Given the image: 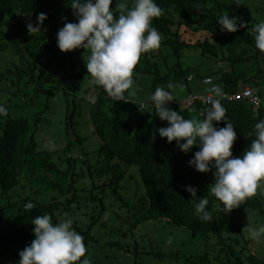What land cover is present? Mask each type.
Instances as JSON below:
<instances>
[{"label":"trees","instance_id":"obj_1","mask_svg":"<svg viewBox=\"0 0 264 264\" xmlns=\"http://www.w3.org/2000/svg\"><path fill=\"white\" fill-rule=\"evenodd\" d=\"M123 2L131 8L132 0ZM156 3L163 10L153 20L161 35L160 47L141 56L135 68L139 75L135 77L149 78V96L169 82L176 85L171 90L175 100L169 107L189 119H195L194 116L203 119L201 112L210 104L201 99L191 106L174 102L208 95L206 89L211 85L205 81L209 78L228 95L246 88L256 89L260 97L258 106L250 101L221 100L237 133L233 155L242 156L255 138L249 133L264 119V52L257 49L248 28L229 32L223 50L207 39L187 42L182 39L181 29L199 19L200 26L194 31L211 35L225 32L217 23L223 14L238 17L251 28L264 21V0H156ZM70 4L71 0H0V58L10 54L14 59L6 68L0 65V103L7 108V115H0V264H10L11 259L18 264L21 248L35 239L32 219L44 214H50L53 222L65 217L73 219V227L84 237L86 255L92 264H177L182 252L185 256L187 252L193 254L186 257L184 264H264L259 255L248 254L241 240L244 236L241 218L245 214L249 213L258 226L264 224V188H258L254 196L231 213H224L223 204L210 192L215 169L201 173L190 166L199 146L185 153L176 141L169 143L154 132L168 122L157 116L152 104L133 98L132 102L116 101L101 86L91 83L95 91L93 100L87 101L89 109L85 117L100 139L94 162L89 164L87 159L80 163V158H71L66 160L69 164L65 169L51 162L54 151L41 150L42 142L37 139L39 125L51 104L62 106L68 125L79 105L73 95L74 111L67 114L63 105L70 103L69 91L77 92L67 85L91 77L79 61L82 59L79 50L65 53L57 46L59 30L55 27L59 21L64 24L66 17L67 22H78ZM120 11L114 12L117 18ZM41 12L48 17L44 22L54 27L47 33V39L39 43L29 33L26 22L37 21ZM195 78L202 81L204 88L195 86L196 82H192ZM58 95L61 97L55 100ZM30 108H36L32 115L26 113ZM215 126L223 127L225 122H216ZM128 170L136 171L139 178L134 183L137 187L133 200L121 192L128 187L122 184ZM86 171L91 174L87 181L94 180L90 189L78 184ZM107 175L111 177L105 179ZM96 179L100 180L96 183ZM189 185L197 189L198 196L209 199L208 221L195 215L196 200L185 187ZM103 199L110 200L106 202L108 207L103 203L102 216H95L91 207L97 208L94 201ZM28 204L34 205L30 211L26 209ZM109 210L131 233L145 225H157L158 245L155 246L156 241L149 242L148 237L134 244L126 243L122 226L109 232L117 240L100 238L98 232L108 227V221L98 223ZM179 230L184 232L181 238ZM214 238L216 243H212Z\"/></svg>","mask_w":264,"mask_h":264},{"label":"clouds","instance_id":"obj_2","mask_svg":"<svg viewBox=\"0 0 264 264\" xmlns=\"http://www.w3.org/2000/svg\"><path fill=\"white\" fill-rule=\"evenodd\" d=\"M114 0H71L69 7L78 22H67L57 34V46L65 53L83 48L89 53L84 56L88 75L92 84L101 86L116 101H131L138 92L134 76L135 68L143 54L160 47L161 35L153 26V20L162 14L156 0H132L131 8L126 2L115 0L120 9L118 18L112 5ZM235 4L239 5V2ZM47 14L37 16L38 23L26 22L30 34L42 31ZM217 23L221 31L237 32L248 28L254 36L258 50L264 52V21L249 25L240 18L229 14L220 15ZM191 79V77H189ZM211 85L206 89L210 107L204 109L203 119H189L171 107L175 100L173 90L176 85L169 82L166 87H157L149 96L157 116L168 125L154 129L160 137L169 143L177 142L178 148L189 153L199 146L190 166L201 173L214 171V183L210 192L223 204V212L231 213L242 202L254 196L258 188H264V119L254 125V135L250 145L242 156L233 155V146L237 139L234 124L227 118L221 97V86L209 78ZM0 115H7V108L0 103ZM224 121L225 126L217 127L216 122ZM186 191L195 199L194 213L201 221H208L209 199L198 196L197 189L185 186ZM192 200V201H193ZM33 204L26 205L30 211ZM248 212V211H247ZM249 215V213H248ZM73 219L65 217L53 222L50 214L34 217L35 239L20 251L18 264H92L86 255L84 237L73 227ZM249 238L259 240L264 237V224L249 229ZM171 243V239H169ZM83 257V259H81Z\"/></svg>","mask_w":264,"mask_h":264},{"label":"rangeland","instance_id":"obj_3","mask_svg":"<svg viewBox=\"0 0 264 264\" xmlns=\"http://www.w3.org/2000/svg\"><path fill=\"white\" fill-rule=\"evenodd\" d=\"M121 2H123V0H121ZM112 8H113L114 12L118 9V8H116L115 0L113 2ZM32 22L34 24L38 23V21H32ZM190 23L192 26L187 25L188 27L184 26L181 29L183 40H186L187 42H190V43H198V42H203L207 39L211 43L216 44V47L218 48V50L225 49L224 47L226 46V42H227L226 36L229 32H219L216 35H211L210 33L206 32V31L196 32V31H194L195 28H197V26H200L199 25L200 24L199 19H196V20L193 19ZM63 26H64V24H62V22L59 21L57 27H55V30H59ZM53 27H54L53 24L44 22V26L42 28V31L33 34L35 40H37L39 43L44 42L47 39V33L50 30H52ZM77 50L80 51V54L82 56V59L79 60L80 63H83L86 66L84 56L86 57L89 53L86 51V49H83V48H79ZM77 53H78V51H77ZM12 57L13 56H11L10 54H6L3 58L1 57L0 58V65L5 66V68H6L9 64V61H11V62L14 61V59ZM250 74H253V72H251ZM134 78L137 81L138 92H137V95L135 97H131V98L135 99L138 102H142L144 104L147 103V104L151 105V102L148 99L149 93L151 92V89H150L151 81L146 76H143L142 78H136L134 76ZM91 80H92V78L88 76L83 80H77V81H74L73 83L67 85V88H69L71 85V87H73L72 88L73 91L75 89L77 90L76 93H74V92L72 93V91L70 93V91H69L70 96L69 95L68 96H69V100H70L69 102L70 103H65L66 105H63L67 109V114L68 113L71 114L74 111L73 110L74 109V105H73L74 102L72 101V99H73V95H75V100H77V104L79 105V107L77 109L78 111H77L75 117H73L72 122L70 120H68L69 123L67 125V120H65V115H64L62 106H60L58 108V107H56V105L51 104V109L48 111L43 122L39 125L41 131L38 134L37 139L39 142H42V144L40 146L41 150L42 151H54V153H52L53 156H51V159H52L51 162H55L59 167H65V169L68 168V164H69V163H67L66 160L69 161V159H71V158L72 159H74V158L79 159L80 158L79 159L80 163H83V162H85V160L90 159L89 164L93 163L94 162V151H96L100 147V139L97 136V134L95 133V131L92 127L91 121L87 120L85 117V114L87 113L86 110L89 109L87 101L93 100L92 95L95 91L94 87L90 86V84L92 83ZM192 82L193 83L196 82L195 86H199L201 89L204 88L202 81L198 80V78L193 79ZM60 97L61 96L58 95L55 100H59ZM80 97L86 98V100H79L78 98H80ZM68 104L70 105L69 107H68ZM33 112L34 113L36 112V108H33V109L30 108V111L28 110L26 113L29 115H32ZM67 118H68V116H67ZM194 118L197 119L195 116H194ZM81 139H82V141H80ZM85 173H86V176L78 184L83 186V188L90 189L93 185L94 180L91 179L90 181H87L88 178H91V174L88 171H86ZM53 175L55 176V174H53ZM132 175L134 176L133 180H131ZM38 177H39V175H37V178L35 176L34 179L38 180ZM106 177L108 179L111 177V175L109 177H108V175L104 176L105 179H106ZM137 177H138V174L136 171L128 170L126 172L124 179L122 180V184L128 185L126 190L121 191L122 196L128 198L129 200H133L132 199L133 193H134L135 188L137 187L134 185V183H135V181L137 182V180L139 179V178L137 179ZM54 179L58 180L57 177ZM99 180L100 179H96V183ZM68 183H70V181ZM97 192H99V191L97 190L96 193ZM15 198H16V196H14L13 199H15ZM108 200L109 199L94 201V204H96V206H98L97 208L91 207V211H94L93 214H95V216L96 215L102 216L101 214L103 211V208H102L103 203H105V205L108 207L107 203H109V201H110V200L109 201ZM0 210H1V208H0ZM104 221H108V227L106 229H103V230L101 229L98 232L101 236L100 238H102L103 240H105L107 238H109V240H113V241L117 240L118 237L117 236L115 237L113 235L111 236L109 234V232L112 229H115L117 226H122L123 227L122 237L126 236V238H125L126 240L124 239V241L126 243L134 244L135 241H141L144 237H148L149 242H150V240L154 241V242L156 241L155 246L158 245L157 240L159 237V232H158V226L157 225H154V224L145 225V226H143V227L139 228L138 230L131 233L124 223L119 222L115 219L114 214L112 213V210L106 211V213L103 215V217L99 220L98 224L100 225ZM241 223H242V227L244 230V236H243V238H241L242 247L247 248V250H248L247 252L249 255L250 254L253 256L259 255L264 260V237H261L259 240H252L249 238V235H248L249 229L258 227V224L256 223V221L254 220V218L250 214L249 215L245 214L241 218ZM97 227L98 228H96V229L100 228L98 225H97ZM180 230H179V232H180ZM175 231H177L176 228H175ZM183 233L180 232V236H178V237L181 238V234H183ZM226 237L228 238L229 235H226ZM120 239H122V238H120ZM216 242H217V238H214L212 240V243H216ZM165 248L168 249V246L165 245ZM23 249H24V247L21 248V250H23ZM0 250H1V246H0ZM188 256H193V254L191 255V253L187 252V255L185 256V253L182 252L181 254H179V257L177 258L176 263L177 264H184V262L186 261V257H188ZM9 262H10V264H13L12 259Z\"/></svg>","mask_w":264,"mask_h":264},{"label":"built area","instance_id":"obj_4","mask_svg":"<svg viewBox=\"0 0 264 264\" xmlns=\"http://www.w3.org/2000/svg\"><path fill=\"white\" fill-rule=\"evenodd\" d=\"M209 95V94H208ZM208 95L205 96H190L185 101L182 102H174V104H187L188 106L193 105L196 99H201L205 104H208ZM221 100L229 99V100H237V101H250L254 105L258 106L260 103V97L258 94V91L256 89L252 88H246L240 93L234 94V95H228L225 94L223 97L220 98ZM201 115H203V112H201Z\"/></svg>","mask_w":264,"mask_h":264}]
</instances>
